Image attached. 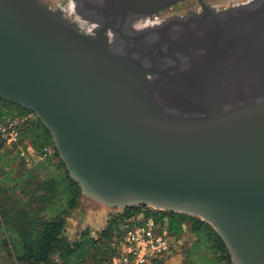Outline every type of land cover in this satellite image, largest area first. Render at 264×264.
Here are the masks:
<instances>
[{
  "label": "water",
  "instance_id": "obj_1",
  "mask_svg": "<svg viewBox=\"0 0 264 264\" xmlns=\"http://www.w3.org/2000/svg\"><path fill=\"white\" fill-rule=\"evenodd\" d=\"M179 1L116 9L123 23ZM200 2L205 15L193 21L204 30L187 38L207 50L240 42L252 65L189 69L158 86L112 50L106 25L86 33L38 0H0V98L36 114L86 197L198 217L233 264H264V0L229 13Z\"/></svg>",
  "mask_w": 264,
  "mask_h": 264
},
{
  "label": "trees",
  "instance_id": "obj_2",
  "mask_svg": "<svg viewBox=\"0 0 264 264\" xmlns=\"http://www.w3.org/2000/svg\"><path fill=\"white\" fill-rule=\"evenodd\" d=\"M29 113L0 98V119L19 118L21 132L19 145L0 142V264L4 254L11 264H87L98 255L95 264H111L119 255L117 245L126 220L143 207L156 216L168 217L170 236L184 253V264H233L225 242L209 223L186 213L155 211L145 205L123 209L98 233L84 229L74 239L64 235L67 217L78 207L82 190L56 148L53 157L32 167L20 159V147L27 144L36 150L54 146L46 126L36 116L27 118ZM32 184L35 187L29 188ZM166 256L151 264L161 263Z\"/></svg>",
  "mask_w": 264,
  "mask_h": 264
},
{
  "label": "flooded vegetation",
  "instance_id": "obj_3",
  "mask_svg": "<svg viewBox=\"0 0 264 264\" xmlns=\"http://www.w3.org/2000/svg\"><path fill=\"white\" fill-rule=\"evenodd\" d=\"M38 1L55 14L75 24L83 32H97L100 27L106 25L112 50L119 54L131 55L149 68L152 72L148 73V76L158 86L165 82L170 85L177 84L181 74L189 69L194 72L243 70L252 65L243 63L251 60L252 54L247 53L249 55L247 57L245 49L239 46L240 42L227 40L225 41L227 48L207 50L202 42L187 38L189 30L198 32L204 30L203 26L193 21L205 15L206 10L200 0L179 1L152 15L131 14L123 23L120 22L122 15L116 9L117 0H69L65 7L61 3L52 6L46 4L45 0ZM187 2L191 4L184 10L183 4ZM252 2L256 0H221V2L204 0L209 8L224 13L235 11ZM195 5L198 7L196 8ZM200 46L202 48L198 49ZM193 85L198 86L197 73L192 75L191 86ZM173 99H176L173 101L175 103L179 101L178 98Z\"/></svg>",
  "mask_w": 264,
  "mask_h": 264
},
{
  "label": "built area",
  "instance_id": "obj_4",
  "mask_svg": "<svg viewBox=\"0 0 264 264\" xmlns=\"http://www.w3.org/2000/svg\"><path fill=\"white\" fill-rule=\"evenodd\" d=\"M34 116L36 114L31 111L26 117ZM19 122V118L0 119V142L5 146L20 144ZM55 148L53 145H47L41 150H36L32 145L27 144L26 147H20L19 157L24 163L31 165L53 157L56 152ZM149 208L155 211H164ZM168 224L167 216H156L149 213L145 207L131 215L126 220L123 235L119 239L117 245L119 255L114 264H151L154 259L177 251L179 244L174 242L170 236ZM183 228L187 230V225L183 224Z\"/></svg>",
  "mask_w": 264,
  "mask_h": 264
},
{
  "label": "rangeland",
  "instance_id": "obj_5",
  "mask_svg": "<svg viewBox=\"0 0 264 264\" xmlns=\"http://www.w3.org/2000/svg\"><path fill=\"white\" fill-rule=\"evenodd\" d=\"M217 2L221 0H206ZM226 1V0H224ZM46 4H51L52 6L58 5L61 3L64 7L65 4L69 2V0H45ZM190 2L183 4L186 10L187 6H190ZM197 8L198 5H195ZM194 7V8H195ZM172 11V10H169ZM36 163H32L28 165L32 167ZM35 184L29 186V188H34ZM123 212L121 208H110L102 203L88 198L85 195L80 197L79 205L75 208L72 213L67 217L66 226L64 229V235L68 236L71 239H74L78 236V234L83 231L84 229H90L93 232L98 233L102 228L107 225V220L112 217L113 215H120ZM100 256H95L91 258L87 264H95ZM184 253L181 251L180 248L177 249L176 252L166 256L162 259L161 263L158 264H184ZM3 264H11L9 260H7V254H4V261ZM111 264H114L112 262Z\"/></svg>",
  "mask_w": 264,
  "mask_h": 264
}]
</instances>
